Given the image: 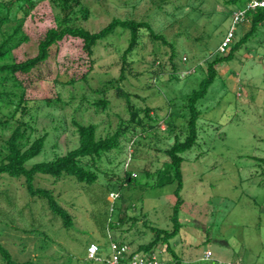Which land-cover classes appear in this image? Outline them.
<instances>
[{
    "label": "rangeland",
    "instance_id": "obj_1",
    "mask_svg": "<svg viewBox=\"0 0 264 264\" xmlns=\"http://www.w3.org/2000/svg\"><path fill=\"white\" fill-rule=\"evenodd\" d=\"M227 1L83 0L92 15L83 25L91 32L119 18L146 21L166 37L169 45L144 33L129 57L126 78L116 83L138 110L153 109L151 115L160 122L152 128L140 113L146 132L136 126L126 133L119 146L96 163L99 178L92 186L69 176L57 184L51 176L36 177V187L51 189L70 213L69 227L46 201L28 194L24 178L0 176V244L16 264H107L112 240L133 241L135 250L154 237L147 227L172 228L177 184L153 188L158 178L146 171L163 168L170 161L163 151L188 132V96L206 78L209 63L223 56L218 48L235 11ZM15 12L17 8L12 15ZM56 12L47 0L36 6L24 25L30 41L14 52L18 62L37 55L40 40L55 26ZM250 26L236 25L232 46ZM129 43L130 32L119 28L95 48L96 62L91 65L82 42L70 38L60 43L55 59L29 75H18L27 87L28 106L17 119L33 127L31 142L47 137L28 168L77 148L75 123L97 125L99 138L129 125L127 101L116 88L110 86L105 96L95 93L120 77ZM217 72L197 104V143L183 155L182 228L170 244L183 264H210L205 260L209 251L211 260L224 264H264V23L231 61L217 66ZM82 74L87 81L80 79ZM8 89L17 91L13 82ZM103 96L108 101L105 110L95 104ZM12 110L14 106L3 112ZM15 123L5 131L0 128V145ZM127 170L136 174L131 186H123ZM110 192L121 194L113 212ZM91 242L99 244L101 261L87 259ZM155 255L157 264L174 263L163 244ZM0 264H7L1 253Z\"/></svg>",
    "mask_w": 264,
    "mask_h": 264
},
{
    "label": "trees",
    "instance_id": "obj_2",
    "mask_svg": "<svg viewBox=\"0 0 264 264\" xmlns=\"http://www.w3.org/2000/svg\"><path fill=\"white\" fill-rule=\"evenodd\" d=\"M42 1L45 0L0 1V128H2V131H5L12 125V121H16V125L14 124L11 130L10 137L5 140L3 145H0V176L8 174L13 178H24V185L28 194L32 198L46 201L49 209L55 215L62 218L64 226L69 227L72 222L70 213L59 205L51 189L36 187V177L38 175H48L53 177L54 183L57 184L63 177L69 176L75 178L79 183L92 186L99 178V170L96 168V163L101 160L105 154L116 149L126 133L135 131L137 129L136 126L143 125V119H139L140 113H145V117L150 120L151 125H149L152 128H154L153 124H159L160 119H158L156 115H151L153 109L146 107L145 109L138 110L137 107L131 103L130 94L123 91L116 83H121L126 78L125 69L126 65H128L129 57L140 45L144 33H149L150 37L154 40L161 41L168 45L169 43L164 35L155 33L151 25L146 21L114 18L100 31L91 32L83 25V23L89 21L92 16L90 8L85 6L83 0H47L57 11L54 16L55 26L49 28L45 32L43 38L39 42L36 56L18 62L14 56V52L30 41V37L24 30L25 22L36 6ZM249 1L250 0H228L227 4L233 5L235 11H237L243 10ZM15 8H17V12L12 15L13 9ZM244 22H250V30L246 32L241 41L234 46H232V40L227 53H222L219 49L226 36L223 38L218 48L219 53L223 54V56L209 63L206 78L202 80L199 88L188 96L186 105L189 112V118L187 120L188 132L184 140H180V138L177 137L174 144L163 151L170 159L163 168L154 173L146 171L149 177L156 176L158 178V181L152 185L153 188L165 187L174 183L177 184L174 192L176 203L173 207V215L171 218L173 226L171 229H159L152 226L147 227L145 225L146 223H144V225L153 232L154 237L149 243L140 245L137 249L133 250L134 253H143L145 255L155 253L157 247L163 244L165 245L166 251L173 258V264H183L170 244V241L178 235L182 228L180 213L184 203L181 195L184 188L182 164L185 158L183 155L187 151H190L197 143V122L200 117L197 104L206 96L209 87L214 83L218 73L217 66L224 62L231 61L236 51L256 33L258 26L264 23V8L248 11L246 21ZM119 28L130 32V43L122 57L123 67L121 75L118 79L109 81L106 87L95 91V93L104 94L105 96L110 86L116 88L118 96L125 98L127 101L128 110L131 115L129 125L117 130L114 134L99 138L97 135V125H81L75 123L79 135V146L77 148L70 150L65 155L59 156L52 161L36 163L28 168V162L40 155L43 151L47 137L44 135L31 142V135L34 130L33 127L23 120L17 119L18 112L21 110L23 114H25L28 106V101L26 99L27 87L24 85L23 81L18 79V75H29L33 71L39 69L43 64L55 59L60 48V43L70 38L78 39L82 42L83 51L91 58V65H93L96 62V60L93 59L95 48L99 46L103 40L115 34ZM171 60H173V57H171ZM156 76H158V74H156ZM80 79L87 81V74H82ZM10 82H13L14 88L17 91L8 89V84ZM70 83H75V79H72ZM104 96L96 101L95 104L99 108L105 110L107 109L108 101ZM10 106H14V110L5 114L3 109L9 108ZM168 126L170 130L172 125L168 124ZM142 128L143 132H146L147 129L143 126ZM168 132L173 134L171 130ZM86 160L89 161L86 162ZM135 178L136 174L127 170L123 186H131ZM112 193L116 192H110L109 197ZM116 194L119 195L118 199H120L121 194ZM115 202H111L112 212L114 211L113 205ZM132 220L135 223V219ZM119 221L118 225H121L122 220L120 219ZM132 242L133 241H131V243H126V241L123 240V242L118 243L127 244L131 248ZM0 253L3 255L7 264H16L10 253L1 244ZM211 257L207 258L206 256L205 260L211 261L210 264L221 263L211 260Z\"/></svg>",
    "mask_w": 264,
    "mask_h": 264
},
{
    "label": "built area",
    "instance_id": "obj_3",
    "mask_svg": "<svg viewBox=\"0 0 264 264\" xmlns=\"http://www.w3.org/2000/svg\"><path fill=\"white\" fill-rule=\"evenodd\" d=\"M257 8H264V0H250L243 10H237L233 13L232 25L224 38L220 51L225 53L228 51L235 35L236 25L246 21L248 11ZM119 195L116 193L110 194V199L115 202ZM111 256L106 259L107 264H157V257L155 253L142 254L134 253V251L127 245L115 241L110 242ZM100 246L97 243H91L87 248V259L90 261H101L99 256ZM211 252L207 253V258L211 257ZM223 264V263H220Z\"/></svg>",
    "mask_w": 264,
    "mask_h": 264
}]
</instances>
